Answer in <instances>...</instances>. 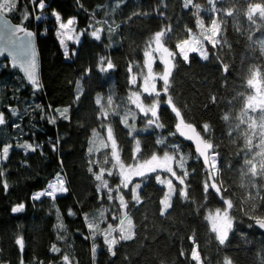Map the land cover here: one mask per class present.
Returning <instances> with one entry per match:
<instances>
[{
    "label": "trees",
    "instance_id": "16d2710c",
    "mask_svg": "<svg viewBox=\"0 0 264 264\" xmlns=\"http://www.w3.org/2000/svg\"><path fill=\"white\" fill-rule=\"evenodd\" d=\"M195 2L202 9L208 7L206 0ZM45 4V8L37 10L29 0H18L15 11L6 13L14 22L34 30L40 71L44 73V77L40 75L41 88L34 90L33 85L26 82L6 59L0 60V113L4 114L6 120L4 125H0V149L13 144L8 158L0 159L3 180L8 184L7 190L0 185V264H21V261L23 264H61L62 254L69 255L75 264H185L180 250L187 253L192 247L188 237L193 232L197 236L202 255L211 264H219L224 256H230L233 264H258L257 253L264 255V230L258 226L249 228L248 224L252 221L241 211V208L247 210V192L241 184L248 183L246 178L241 179L243 153L240 149L243 141L238 131H234L231 137L227 135L238 123L241 103L234 99V94L246 91L243 79L246 65L259 60V49L249 50L246 39L235 30L239 26L243 32L249 27L246 17L240 15L236 20L228 18L225 21L223 35L227 44L223 48L217 47L214 52L205 42L210 56L208 61H202L197 53H190V63H185L177 55L174 60L176 66L170 78L169 94L181 109L185 122L193 124L205 140H209V135L203 132L202 124L208 123L212 128L211 142L217 146L216 150L220 154V179H223L227 189L226 197L232 199L236 206L231 212L235 223L228 245L218 251L215 234L210 231V225L204 219L209 211L222 209L224 204L215 194H209L207 200L203 199L201 185L206 170L202 159H196L198 154L194 146L178 133L169 136L170 132L175 131L177 120L164 103V96H160V122L164 124V128L152 127L134 135L141 141L143 158L149 157L153 151L163 155V146L155 144L158 137H167V144L179 146L180 152L187 157L189 201L180 199V186L173 179L177 188V194L172 197L173 207L169 214L161 217L159 200L163 197L164 186L157 184L155 174L150 175L147 182L142 184L141 204L132 202L131 185L129 189H121L128 202L127 214L133 221L136 235L133 240L118 244L116 256H111L103 237L98 235L95 241L85 239L90 232L84 214L90 220H97L99 227L105 229L108 224L113 227L118 224L119 221L113 217L116 211H120L115 199L109 202L98 198V182L88 171L90 160H99L100 167L110 166V162L109 165L103 163L106 150L101 149L92 156L87 153L92 129H100L96 119L95 98L97 95L105 98L112 95L116 103L121 105L118 110L122 115L128 107L132 108L126 103L127 96L130 91L138 88L137 85L131 86L128 83L127 64L129 61L134 64L142 62L143 50L152 34L160 27L171 24L173 33L171 40L166 39L165 46L176 51L175 43L188 38L186 28H191L193 33L199 29L192 15L193 10L183 9L182 0H122L118 8H115L114 0H45ZM216 7L221 5L217 4ZM25 9L43 19L38 22L32 18L23 20L22 13ZM155 9L163 11L164 15H159ZM53 11L63 19L75 18L78 28H86L92 21L90 14L95 12L96 21L106 20L107 25L116 30L110 39L104 38L102 34L99 42L87 35L80 38L79 45L71 42L68 49L70 58H65L56 37V20L51 15ZM133 13L147 15L135 16ZM211 15L201 11L200 18L204 20L205 26L209 25ZM107 25L101 23L96 26L107 28ZM256 35L259 36L260 33L257 32ZM228 45L231 46L230 49ZM73 50L77 53L75 56H71ZM97 56L110 57L116 64V70L108 74L99 73L96 67ZM65 59L71 69V77L67 83H64L59 67ZM221 61L229 65L227 73L222 71ZM88 68H91V73L85 75V69ZM77 82L82 90L79 100L75 99ZM65 88L71 95L69 101L63 104L60 103V98ZM210 94L217 97L214 106L209 104ZM142 98L145 104L151 101L146 94ZM229 101L232 102L230 105L227 103ZM37 104L43 112L35 107ZM205 104H208L207 108L204 107ZM70 105L68 121L59 118L54 111ZM13 108L16 109L15 116L11 114ZM132 109L136 111L134 107ZM225 112L230 116L228 122L221 119ZM42 116L46 118L42 119ZM47 117H55L56 123L50 124ZM109 121L121 149V160L128 165L131 163L132 138L128 135V129L122 125L120 116L110 115ZM132 122L129 117V123ZM135 125L138 130L145 125L144 117L138 111ZM24 143L38 147L34 152H26L18 147ZM53 145L57 151L52 150ZM169 151L171 154L170 149ZM173 166L175 168V164ZM93 168L98 171L97 165L93 164ZM180 171H177L178 175ZM57 173L66 178L68 193L57 194L55 201L47 197L32 200L33 193L46 188ZM104 178L108 180L110 187L119 183L115 174L112 177L105 175ZM138 179L134 178V182ZM256 183L260 184L259 178ZM105 191L102 189L101 195ZM113 195L115 197L116 194ZM21 203L25 204V209L20 213H13L11 209ZM69 208L76 213L75 216L68 215ZM101 211L106 217L103 222H100L98 215ZM59 222L64 224V229L55 228ZM58 235L65 238L59 240ZM20 236L24 240L22 252L15 243ZM93 243L97 245L95 256L91 252ZM53 245L61 251L52 252Z\"/></svg>",
    "mask_w": 264,
    "mask_h": 264
},
{
    "label": "snow or ice",
    "instance_id": "6c2138e0",
    "mask_svg": "<svg viewBox=\"0 0 264 264\" xmlns=\"http://www.w3.org/2000/svg\"><path fill=\"white\" fill-rule=\"evenodd\" d=\"M18 0H0V14H6L15 11ZM122 0H114L115 8L120 6ZM37 10L46 7L45 0H29ZM208 5L207 8L202 9L201 5L195 0H182L183 9H192V15L195 17L196 27L199 29V33H193L191 28H186L187 39H180L175 43L176 51L170 50L165 46L166 39L171 40L173 29L171 24L166 27H160L159 30L155 31L150 39L147 41L146 47L143 50V64L139 62L133 63L129 61L127 64L128 83L131 86H136L138 83V76L133 72V67L139 72V79L141 81L139 85V91H130L126 98L128 105H134V111L131 107H128L121 115L118 110L121 105L117 104L112 95L103 97L97 95L95 98L96 119L99 122L100 129H92L91 139L89 140V146L87 153L92 156L95 153L100 152L101 149L106 150L104 152L103 163L110 166L100 167V161H89L88 171L91 173L98 183L96 184V191L98 198L101 200L106 199L109 202L115 201L118 203L121 215L114 216V220H118L119 223L116 227L112 224H108L107 228L101 229L99 222L95 219H89L87 214H84V220L86 226L89 229L90 235L86 236L85 239H91L95 241L99 235L103 237L104 244L107 247L108 253L111 256H116V246L122 241H131L134 239L136 232L134 231V225L132 219L127 214L128 202L125 200V196L121 189H129L131 185L130 193L131 200L134 204H141L142 199L140 196V190L142 184L146 183L149 176L154 175V179L158 185L166 187V191L163 194L162 199L159 200V215L161 217L169 214V210L172 209V197L177 194L176 185L173 184V179L178 182L179 197L182 201H189V190L186 183L189 172L186 168L187 157L180 152L177 144H167V137H158L155 141L156 145L163 146L161 151L163 155H158L155 151L147 158H143V151L141 149V141L137 138L134 133L138 131H147V129L155 127L157 129L164 128V124L160 122L159 109L161 107L160 96L163 94L166 97L164 103L169 106L171 112L174 114L177 122L175 123V131L170 132L169 136H175L177 133L185 137L186 139L195 143L197 160L202 159V163L205 167L206 174L202 180V193L203 199L207 200L209 194H215L224 204L222 209L218 208L214 211H209L204 219L210 225V231L215 234V240L217 241L218 251L221 247H226L229 243V235L234 232L235 219L231 215V212L236 207L233 200L226 197L227 189L224 187L223 179H220L221 170L219 167V152L216 150L217 146L211 142L212 128L210 124L203 123L202 130L205 134L209 135V140H205L196 129L193 124L186 123L184 115L181 109L177 107L176 103L173 102L170 93V78L172 77L173 69L175 68L174 60L179 55L183 62L190 63V53H197L202 61H208L210 56L209 52L205 47V42L211 46L213 51L217 47L223 48L227 44V40L224 38L223 32L225 31V21L228 18L236 20L238 16L242 15L246 17V21L249 27L241 32L239 26L236 27V31L240 32L241 35L246 39L249 50L255 51L259 49V60L255 63L246 65V75L243 77L246 91L241 93L237 92L234 94V99L241 103L240 114L237 117L238 123L234 129H231L227 135L232 136L234 131L239 132V136L243 141L240 151L243 153V167L241 169V179H247V184H241L247 192L245 197V206L247 210L241 208L243 215L248 216L251 223L248 224L249 228L258 226L264 230V0H206ZM220 4L221 7L217 8L216 5ZM82 8L83 6L80 5ZM166 7V6H165ZM115 8L113 10H115ZM211 13L210 23L205 26L204 20L200 18L201 11ZM155 11L163 16L164 12L159 9ZM55 17L58 24V30L56 35L60 37L59 43L63 47V54L65 58H70V53L67 47V41L73 40L76 45L81 43L80 37L89 36L95 41L99 42L102 40V34L104 38H111V34L115 32V28L111 25H107V21H96L95 12L91 13L92 21L88 24L87 28L79 30L74 27L77 21L75 18H69L67 21H63L62 17L53 12L51 14ZM135 16L147 15V13H133ZM32 18L37 22L43 19L42 16H35L25 11L22 13V19L28 20ZM103 23L107 25V28L100 25ZM117 28L119 25L116 26ZM45 32L47 29L44 30ZM23 32L24 37H32L35 33L27 31L26 29L13 28L12 34L15 36L17 33ZM260 35L257 36L256 33ZM11 39V38H10ZM223 41V43H221ZM13 43L15 41H12ZM20 52L27 57L25 71L27 72L28 81L33 85L34 90L41 88L40 81L37 77L34 69L36 68L35 53L30 48V43H24L21 38ZM230 49V45H228ZM77 53L75 50L71 53V56H75ZM17 53L13 52V60L15 61ZM159 60L163 65V71L156 73L153 71V65L156 60ZM222 64V71L227 73L229 71V65L227 63ZM97 70L101 74H108L111 71L116 70V64L113 63L112 59L108 56H97ZM91 73V68L85 69V75ZM157 80L161 82L160 89H157ZM77 92L75 99L79 100L82 90L80 84H76ZM151 98L149 104H145L143 96ZM121 99V98H117ZM217 103V97L214 94L209 95V104L215 105ZM229 105L231 101L227 102ZM43 112V109L39 104L35 106ZM50 107V106H49ZM205 108L208 104L204 105ZM71 105L64 107L63 109H55V113L58 114L59 118L65 121L70 120L69 111ZM138 113L142 114L145 118V125L142 129H137L135 120ZM11 114L16 115V109H11ZM120 116V121L124 128L128 129V135L131 136L133 141V147L131 148L130 160L131 163L125 165L121 160V149L118 146L116 140V134L114 133L113 126L109 121V116ZM129 117H131L132 123H129ZM42 119L46 117L42 116ZM50 124L56 123L55 117H47ZM221 119L224 122L230 120V116L225 112ZM6 120L4 114L0 113V125H4ZM244 125V128H241ZM101 133H104L102 136ZM191 133V134H189ZM255 141V142H254ZM12 145L3 146L0 149V159H7L9 151ZM23 148L26 152L28 150L36 151L37 146L30 143H24L18 145ZM171 150V154L170 151ZM53 151H57L55 145L52 147ZM93 164L98 166V171H94ZM175 164V168L174 165ZM180 174H177V171ZM160 172L169 174L171 178H161ZM116 175L119 178V183L114 187H110L108 180L105 179V175L112 177ZM3 172L0 170V185L5 190L8 188V184L3 180ZM134 178H139L137 182H134ZM257 178L260 179V184L257 185ZM106 190L101 195V190ZM251 189V190H249ZM254 190V191H253ZM69 188L66 186V178L59 173L56 174L54 183H49L47 188L37 192L31 196V199L38 201L41 197L50 198L55 201L57 194L68 193ZM115 193V197L113 195ZM203 206V205H202ZM25 209V204L21 203L11 209L13 213H20ZM199 209H197L198 211ZM69 216H75L76 213L71 208L68 209ZM100 222H103L106 217L104 212H99ZM57 219L60 220L59 210L57 209ZM57 230L64 229L65 226L62 222L55 225ZM114 233H118L114 235ZM64 236H57V239L63 240ZM192 247L187 253L181 249L180 256L185 258V264L191 261V264H211V261L203 256L201 253L200 245L197 242V236L193 232L189 237ZM15 243L19 246L20 251H23L24 240L23 237H17ZM52 252H60L61 250L55 245L51 247ZM97 251V245L92 244L91 252L95 256ZM258 264H264V255L257 253ZM23 264V261H21ZM61 264H75L73 259L67 254H62ZM219 264H233V260L230 256H224L219 261Z\"/></svg>",
    "mask_w": 264,
    "mask_h": 264
},
{
    "label": "water",
    "instance_id": "95a60500",
    "mask_svg": "<svg viewBox=\"0 0 264 264\" xmlns=\"http://www.w3.org/2000/svg\"><path fill=\"white\" fill-rule=\"evenodd\" d=\"M14 27L15 28L22 27L27 31L35 33L34 30L30 28H26L23 25L14 22L6 14H0V60L6 59L10 63L11 67L17 70L18 73L22 76V78L26 82H29L27 78V72L25 71V67L21 66V65L26 66V60H27V57L21 54L19 47L21 43V38H23L24 43L26 44L30 43V48L35 53L36 68L34 69V71L36 72L37 77L40 80V63H39L38 51L36 48V34L32 37H24V33L19 32L14 36L12 34V29ZM12 41L15 42L13 43ZM13 52L17 53V57L15 61L13 60ZM181 137L187 140L190 144H192L196 150L195 143L193 141H190L183 136Z\"/></svg>",
    "mask_w": 264,
    "mask_h": 264
},
{
    "label": "rangeland",
    "instance_id": "374dc122",
    "mask_svg": "<svg viewBox=\"0 0 264 264\" xmlns=\"http://www.w3.org/2000/svg\"><path fill=\"white\" fill-rule=\"evenodd\" d=\"M53 12H56V11H53ZM57 13V12H56ZM59 14V13H58ZM69 18H73V17H68V18H66V19H63V21H67V19H69ZM56 20V19H55ZM56 22V30H55V32H57V30H58V24L60 23L59 21H55ZM94 26H96V25H94ZM74 27L77 29V33H79V30H81V29H85V28H78V27H76V25H74ZM87 28V27H86ZM194 33H199V31H196V32H194ZM56 37H57V39H58V41L60 40V37L59 36H57L56 35ZM81 38V37H80ZM71 42H74L73 40H68L67 41V47H68V49H69V44L71 43ZM62 47V46H61ZM62 50H63V47H62ZM143 60H144V58H143ZM143 60H142V62L140 63L141 65L143 64ZM59 67H60V72H61V76H62V79H63V81H64V83H67V81L70 79V77H71V69H70V66H69V63H68V60L67 59H65L62 63H60V65H59ZM153 71L154 72H156V73H161L162 71H163V65L161 64V62L157 59L156 60V62H155V64L153 65ZM134 73H136L137 74V76H138V83H137V86H138V88H136V89H134L133 91H139V85H140V83H141V81H140V79H139V72H137V69L135 68V71H134ZM40 75H41V77H44V73H42L41 71H40ZM157 89H160V87H161V82L159 81V80H157ZM70 93H69V90L67 89V88H65L64 89V91H63V94H62V97L60 98V103H63V104H66L68 101H69V98H70ZM161 96H164L163 94H161ZM166 100V97L164 96V98H163V101H165ZM147 105V104H146ZM132 106V108L134 107V109H135V106L134 105H131ZM144 121H145V118H144ZM90 139H91V137H90ZM13 145V144H12ZM14 145H16V144H14ZM60 174V173H59ZM160 175H161V178H171L170 176H169V174H167V173H165V172H160L159 173ZM61 175V174H60ZM55 179H56V177L54 178V179H52L49 183H54L55 182ZM48 186V185H47ZM47 188V187H46ZM45 189V188H44ZM44 189H41V190H38V191H35L33 194H35V193H37V192H40V191H42V190H44ZM167 189H166V187L164 186V192L166 191ZM59 194V193H58ZM119 215H121V211H116L115 212V214H114V216H119ZM119 223V222H118ZM118 225V224H117ZM116 225V226H117ZM115 226V227H116ZM114 235H117L118 236V233H114Z\"/></svg>",
    "mask_w": 264,
    "mask_h": 264
}]
</instances>
